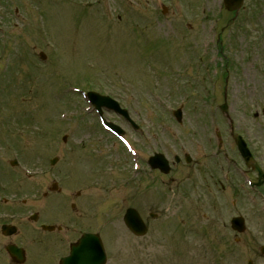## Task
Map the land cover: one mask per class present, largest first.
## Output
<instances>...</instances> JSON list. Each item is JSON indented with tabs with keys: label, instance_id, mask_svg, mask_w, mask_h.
Segmentation results:
<instances>
[{
	"label": "rangeland",
	"instance_id": "rangeland-1",
	"mask_svg": "<svg viewBox=\"0 0 264 264\" xmlns=\"http://www.w3.org/2000/svg\"><path fill=\"white\" fill-rule=\"evenodd\" d=\"M258 1L245 0L234 16L222 0H0V194L8 172L9 196H35L44 209L55 205L41 198L53 181L58 190L48 197L79 191L93 200L88 226L100 232L106 264H264V207L239 174L246 168L226 119L264 169ZM73 84L128 110L137 130L113 114L104 117L138 152L137 170L93 109L83 110L88 104L68 89ZM224 96L227 116L218 109ZM178 107L181 123L171 114ZM156 151L180 162L167 175L151 172L144 159ZM13 158L17 168L9 166ZM257 190L262 194L264 183ZM78 205L86 208L82 200ZM127 207L139 211L145 236L124 227ZM235 215L245 219L241 234L229 226Z\"/></svg>",
	"mask_w": 264,
	"mask_h": 264
},
{
	"label": "flooded vegetation",
	"instance_id": "flooded-vegetation-1",
	"mask_svg": "<svg viewBox=\"0 0 264 264\" xmlns=\"http://www.w3.org/2000/svg\"><path fill=\"white\" fill-rule=\"evenodd\" d=\"M4 206L0 208V264H18L13 262L5 252V246L14 243L18 246H23V243L28 240V235L37 234L36 226L30 224L23 219H14L13 215L8 214L11 211L12 206L6 201ZM4 217L1 219V217ZM51 224V223H50ZM5 225H14L16 227L15 235H6L4 232H9L8 229H4ZM37 238L32 237L33 243L39 244L38 248H26L24 252V263L23 264H55L54 249L52 247L59 246V251L62 252L61 248L65 241L71 242L76 233L70 231L66 225L52 229L51 231H42ZM54 234V235H52ZM18 236V237H17ZM52 251V252H51ZM42 260V261H41Z\"/></svg>",
	"mask_w": 264,
	"mask_h": 264
},
{
	"label": "water",
	"instance_id": "water-1",
	"mask_svg": "<svg viewBox=\"0 0 264 264\" xmlns=\"http://www.w3.org/2000/svg\"><path fill=\"white\" fill-rule=\"evenodd\" d=\"M242 4V0H224V6L227 10H236ZM96 96V95H95ZM90 96L95 104L96 108L100 105H104L110 109L119 111L116 104L112 102H107V99ZM222 108H225L223 106ZM177 118L180 119V112H177ZM236 144L243 157L249 164L250 157L247 149L243 142L236 138ZM152 166L160 168L163 172H168V164L162 155H156L150 159ZM124 223L126 226L136 235H143L146 232L144 223L140 219L136 211L132 209H127L124 214ZM233 226L239 231L243 230V222L241 218H236L233 220ZM71 255L65 258L61 264H104L105 255L102 248L100 238L96 234H85L79 239L78 243L72 248ZM264 251V249H263Z\"/></svg>",
	"mask_w": 264,
	"mask_h": 264
}]
</instances>
